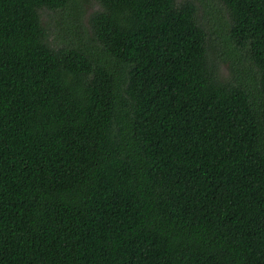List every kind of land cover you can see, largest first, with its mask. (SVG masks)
<instances>
[{
    "label": "trees",
    "instance_id": "obj_1",
    "mask_svg": "<svg viewBox=\"0 0 264 264\" xmlns=\"http://www.w3.org/2000/svg\"><path fill=\"white\" fill-rule=\"evenodd\" d=\"M94 1L53 45L76 0H0V264H264V0L226 80L194 1Z\"/></svg>",
    "mask_w": 264,
    "mask_h": 264
},
{
    "label": "rangeland",
    "instance_id": "obj_2",
    "mask_svg": "<svg viewBox=\"0 0 264 264\" xmlns=\"http://www.w3.org/2000/svg\"><path fill=\"white\" fill-rule=\"evenodd\" d=\"M192 1L199 8L200 21L209 33V53L218 64L219 77L222 80L230 79L245 68L247 71L245 73L246 78L248 74L252 73V69L245 52L228 39L229 29L227 24L229 20L226 13L222 12L223 8L219 0ZM98 9H100V6L94 0H76L73 10L68 8L56 12L44 11L41 22L48 28L53 45L67 35L70 36L66 39L73 41L79 35L77 40H80L81 43L93 44L88 19ZM71 15L74 18L70 19ZM228 52L231 53V56L228 55Z\"/></svg>",
    "mask_w": 264,
    "mask_h": 264
}]
</instances>
